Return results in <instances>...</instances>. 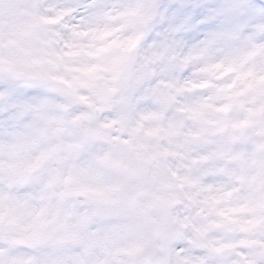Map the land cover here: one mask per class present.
Listing matches in <instances>:
<instances>
[{
  "label": "clouds",
  "instance_id": "clouds-1",
  "mask_svg": "<svg viewBox=\"0 0 264 264\" xmlns=\"http://www.w3.org/2000/svg\"><path fill=\"white\" fill-rule=\"evenodd\" d=\"M0 264H264V0H0Z\"/></svg>",
  "mask_w": 264,
  "mask_h": 264
}]
</instances>
